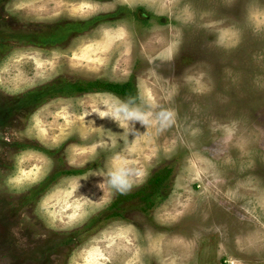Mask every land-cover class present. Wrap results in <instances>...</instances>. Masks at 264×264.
Wrapping results in <instances>:
<instances>
[{
	"label": "rangeland",
	"instance_id": "obj_1",
	"mask_svg": "<svg viewBox=\"0 0 264 264\" xmlns=\"http://www.w3.org/2000/svg\"><path fill=\"white\" fill-rule=\"evenodd\" d=\"M0 264H264V0H0Z\"/></svg>",
	"mask_w": 264,
	"mask_h": 264
},
{
	"label": "trees",
	"instance_id": "obj_2",
	"mask_svg": "<svg viewBox=\"0 0 264 264\" xmlns=\"http://www.w3.org/2000/svg\"><path fill=\"white\" fill-rule=\"evenodd\" d=\"M68 86L71 88V92H89V91H109L115 93L119 96H126L131 92V86L129 82L124 83H111L105 80H90V81H75V82H67ZM171 168L166 166L164 168L158 169L155 171L150 177L149 183L150 185H146L144 188L138 190L137 192H133L132 194H124L118 193V198H116L111 205V209L115 206H119L122 201H130L132 197H136L142 201H144L146 206H150L151 202L149 201L150 193L152 190H155L157 187L162 185L170 176ZM149 187V188H148ZM148 188V189H147ZM151 190V191H150ZM119 209V208H118ZM112 215H119L118 212H112L111 214H107L106 218L113 217Z\"/></svg>",
	"mask_w": 264,
	"mask_h": 264
},
{
	"label": "flooded vegetation",
	"instance_id": "obj_3",
	"mask_svg": "<svg viewBox=\"0 0 264 264\" xmlns=\"http://www.w3.org/2000/svg\"><path fill=\"white\" fill-rule=\"evenodd\" d=\"M116 199V198H115ZM114 199V200H115ZM114 200L111 202V204L108 206V208H107V213L104 215V217L105 216H107V214L109 213V214H111L112 212H118V214L119 215H112L113 217H111V219H124V217H123V211L125 210V208L123 209L122 207H121V204H122V202H120V204H119V206H118V208H117V206H115V207H113L112 209H111V205L113 204V202H114Z\"/></svg>",
	"mask_w": 264,
	"mask_h": 264
}]
</instances>
